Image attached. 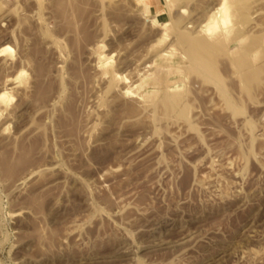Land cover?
I'll use <instances>...</instances> for the list:
<instances>
[{"label": "rangeland", "instance_id": "374dc122", "mask_svg": "<svg viewBox=\"0 0 264 264\" xmlns=\"http://www.w3.org/2000/svg\"><path fill=\"white\" fill-rule=\"evenodd\" d=\"M2 45L0 264H264V0H0Z\"/></svg>", "mask_w": 264, "mask_h": 264}, {"label": "bare ground", "instance_id": "6f19581e", "mask_svg": "<svg viewBox=\"0 0 264 264\" xmlns=\"http://www.w3.org/2000/svg\"><path fill=\"white\" fill-rule=\"evenodd\" d=\"M219 5H220V7L222 6V8L218 9L219 7H217L216 8L217 11H214L213 15L211 17L212 18L211 23L214 25L215 31L218 30L220 24L227 25L229 22V16H230V19L232 16V14L229 15L232 7L231 8H230V6L228 7L227 5H225V3L219 4ZM231 12H232V10H231ZM10 51H11L10 47H8L6 45L3 47V45H2V49L0 51V54L2 56V54H5V53L10 52ZM193 61L195 63L196 69L199 70L198 72H201V73L204 72V74H203L204 76H206L205 75L206 73H207V75L209 74V71H210L209 68L210 67L208 68V67H206L207 66L206 64H205L206 66L204 65V61H203V59H201V57L195 58V59H193ZM5 96H6L5 94H2L0 96V102L5 99Z\"/></svg>", "mask_w": 264, "mask_h": 264}]
</instances>
